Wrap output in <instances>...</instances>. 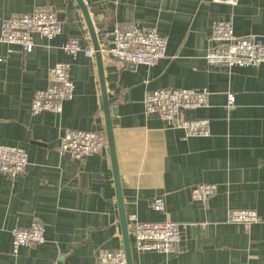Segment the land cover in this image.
Wrapping results in <instances>:
<instances>
[{
	"label": "crops",
	"instance_id": "1",
	"mask_svg": "<svg viewBox=\"0 0 264 264\" xmlns=\"http://www.w3.org/2000/svg\"><path fill=\"white\" fill-rule=\"evenodd\" d=\"M99 44L117 24L154 28L166 39L165 56L132 69L103 60L121 194L133 264H264V65L213 67L205 55L214 22L231 20L234 37L264 43V0L238 5L211 0H83ZM36 8L54 10L61 33L33 35V49L1 45L0 145L26 150L23 176L0 175V264H99L100 250L122 248L113 171L108 146L73 160L58 152L66 130L105 133L95 57L72 59L62 45L76 39L93 50L76 0H0L4 19ZM11 49V53L7 50ZM70 65L73 96L60 113L33 114L34 93L47 87L48 69ZM206 91L208 104L195 117L209 120V135L184 139L157 115H147L144 99L157 89ZM235 102L228 107V96ZM199 184H214L205 203L191 198ZM160 198L163 209L152 202ZM231 209L253 210L260 221L245 231L228 222ZM180 224L177 252L138 251L131 219ZM45 242L13 251L11 230L33 221Z\"/></svg>",
	"mask_w": 264,
	"mask_h": 264
},
{
	"label": "built area",
	"instance_id": "2",
	"mask_svg": "<svg viewBox=\"0 0 264 264\" xmlns=\"http://www.w3.org/2000/svg\"><path fill=\"white\" fill-rule=\"evenodd\" d=\"M239 0H211L214 4L235 7ZM231 20L214 22L210 33L213 43L205 55L208 65L213 67H250L264 65V43L256 37H234ZM61 33V23L54 10L36 8L28 14L4 19L0 26V46L18 45L24 52L33 49V35L54 38ZM102 59L136 68L139 65L150 67L165 56L166 39L152 29L142 30L131 24H117L105 33L99 44ZM62 49L75 59L80 53L94 56L93 50H83L76 39L62 45ZM11 53V49L7 50ZM0 54V64L3 62ZM48 85L34 93L30 105L33 114L49 111L60 113L64 102L73 96V82L70 78V65L67 62L55 63L47 72ZM235 97L228 96V107L233 106ZM208 93L192 89H157L147 93L144 109L147 115H157L172 130H181L183 138L209 135V120L191 118L190 111L206 107ZM105 133L69 129L60 138L58 152L73 160L99 154L106 147ZM28 155L18 146L0 145V175L15 179L26 172ZM216 192L214 184H199L191 189V198L205 203ZM156 211L163 209L160 198L152 202ZM130 232L138 251L159 252L171 255L177 252L180 242V224L176 222L140 223L131 219ZM260 221L253 210L231 209L228 222L241 225L245 231ZM11 243L15 252L19 247H32L45 242L44 227L35 220L28 227L11 230ZM99 264H126L124 250L103 249L98 254ZM56 264V263H54Z\"/></svg>",
	"mask_w": 264,
	"mask_h": 264
},
{
	"label": "water",
	"instance_id": "3",
	"mask_svg": "<svg viewBox=\"0 0 264 264\" xmlns=\"http://www.w3.org/2000/svg\"><path fill=\"white\" fill-rule=\"evenodd\" d=\"M86 23L89 36L91 39L92 49L94 52V57L97 66V73L99 78L100 84V91H101V100H102V110L104 116V125H105V135L107 140V146L110 155V161L113 171V179L115 185V192H116V201H117V208H118V215H119V224L121 229V236H122V247L124 250L126 264H133L132 261V250H131V242L128 232V225H127V217L124 209L122 194H121V181L120 175L118 172L117 167V158H116V151H115V143L113 137V129L111 123V117L115 116L116 110L114 107L111 106L108 100L106 87H105V80H104V72H103V59L100 53L99 42L97 36L95 34L87 6L84 4L83 0H76ZM191 118L195 117V111H190Z\"/></svg>",
	"mask_w": 264,
	"mask_h": 264
}]
</instances>
